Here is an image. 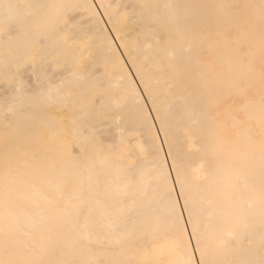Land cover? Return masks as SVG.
<instances>
[{
  "label": "bare ground",
  "instance_id": "bare-ground-1",
  "mask_svg": "<svg viewBox=\"0 0 264 264\" xmlns=\"http://www.w3.org/2000/svg\"><path fill=\"white\" fill-rule=\"evenodd\" d=\"M264 264V0H0V264Z\"/></svg>",
  "mask_w": 264,
  "mask_h": 264
},
{
  "label": "snow or ice",
  "instance_id": "snow-or-ice-1",
  "mask_svg": "<svg viewBox=\"0 0 264 264\" xmlns=\"http://www.w3.org/2000/svg\"><path fill=\"white\" fill-rule=\"evenodd\" d=\"M197 264H198V262H197Z\"/></svg>",
  "mask_w": 264,
  "mask_h": 264
}]
</instances>
